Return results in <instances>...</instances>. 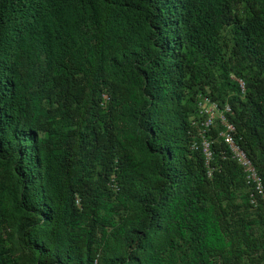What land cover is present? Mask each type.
I'll use <instances>...</instances> for the list:
<instances>
[{
  "label": "trees",
  "instance_id": "1",
  "mask_svg": "<svg viewBox=\"0 0 264 264\" xmlns=\"http://www.w3.org/2000/svg\"><path fill=\"white\" fill-rule=\"evenodd\" d=\"M0 264H264V0H0Z\"/></svg>",
  "mask_w": 264,
  "mask_h": 264
},
{
  "label": "built area",
  "instance_id": "2",
  "mask_svg": "<svg viewBox=\"0 0 264 264\" xmlns=\"http://www.w3.org/2000/svg\"><path fill=\"white\" fill-rule=\"evenodd\" d=\"M241 85H242V83H241ZM198 104L200 107V111L205 114L204 125L207 126V125L212 124L213 118L216 116H218L220 118L222 124H224V126H225L224 131L221 133V135L224 139V142L227 144V146L231 150L234 159L243 167V170L246 173L245 174L246 180L248 182H252L255 186V189L258 192H261V190H262L261 181H260L259 176L256 174V169H255L254 165L252 164L250 159L247 157L245 151L242 148H240V146L235 142V140L232 136L233 125L230 124L227 120H225V118L222 114V110L218 109V106L214 101L210 100L207 97H203L199 101ZM224 109L229 110V108L227 106ZM202 146H203V151L205 154L206 163H208V161L211 157V152L208 149L209 142L204 139L202 141ZM78 202H79V200H78V198H76V203H78Z\"/></svg>",
  "mask_w": 264,
  "mask_h": 264
}]
</instances>
